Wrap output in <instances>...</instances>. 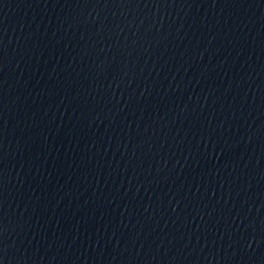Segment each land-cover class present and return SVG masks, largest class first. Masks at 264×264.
Segmentation results:
<instances>
[{"label":"water","instance_id":"1","mask_svg":"<svg viewBox=\"0 0 264 264\" xmlns=\"http://www.w3.org/2000/svg\"><path fill=\"white\" fill-rule=\"evenodd\" d=\"M0 264H264V0H0Z\"/></svg>","mask_w":264,"mask_h":264}]
</instances>
